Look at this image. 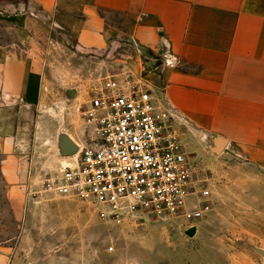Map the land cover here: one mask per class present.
Returning a JSON list of instances; mask_svg holds the SVG:
<instances>
[{"label":"rangeland","instance_id":"374dc122","mask_svg":"<svg viewBox=\"0 0 264 264\" xmlns=\"http://www.w3.org/2000/svg\"><path fill=\"white\" fill-rule=\"evenodd\" d=\"M15 5L0 8V53L15 45L17 28L33 18L31 10L21 5L13 10ZM37 29L47 59L46 89L36 111H23L7 124L10 142L0 137V248L9 251V264H264L254 249H264V169L230 146L216 151L205 139L181 137L193 176L210 191V209L193 222L133 213L115 224L72 195L43 190L44 179L64 158L58 134L71 131L77 138L84 128L81 110L93 90L107 75L122 84L130 75L136 83L132 72L140 61L128 41L121 46L127 57L115 56L130 63L127 73L95 78L88 70L94 58L73 53L65 32ZM68 88L78 93L68 97ZM85 128L84 137L90 130Z\"/></svg>","mask_w":264,"mask_h":264},{"label":"crops","instance_id":"0c3cea01","mask_svg":"<svg viewBox=\"0 0 264 264\" xmlns=\"http://www.w3.org/2000/svg\"><path fill=\"white\" fill-rule=\"evenodd\" d=\"M12 3L33 18L0 53V137L10 142L7 124L36 111L46 89L37 28L59 29L73 53L94 58L88 70L95 78L127 73L130 63L115 56L127 57L121 46L129 41L140 61L135 80L170 110L183 140L224 139L225 148L264 169V0H0V8ZM164 53L176 61L168 65ZM83 125L82 136L67 133L76 143L85 138ZM10 258L0 248V264Z\"/></svg>","mask_w":264,"mask_h":264},{"label":"built area","instance_id":"2783aa9c","mask_svg":"<svg viewBox=\"0 0 264 264\" xmlns=\"http://www.w3.org/2000/svg\"><path fill=\"white\" fill-rule=\"evenodd\" d=\"M163 55L168 65L176 61ZM136 84L130 75L123 84L107 77L93 90L81 110L90 130L43 190L72 195L115 224L133 213L193 222L210 209V191L193 176L170 110Z\"/></svg>","mask_w":264,"mask_h":264},{"label":"water","instance_id":"95a60500","mask_svg":"<svg viewBox=\"0 0 264 264\" xmlns=\"http://www.w3.org/2000/svg\"><path fill=\"white\" fill-rule=\"evenodd\" d=\"M56 145L62 156H70L77 151V143L65 132L58 134ZM213 145L216 151H222L226 146V142L224 139H215ZM188 232L192 234L194 227H191ZM254 249L264 258V249L258 247Z\"/></svg>","mask_w":264,"mask_h":264},{"label":"bare ground","instance_id":"6f19581e","mask_svg":"<svg viewBox=\"0 0 264 264\" xmlns=\"http://www.w3.org/2000/svg\"><path fill=\"white\" fill-rule=\"evenodd\" d=\"M61 161H64V158H62V160Z\"/></svg>","mask_w":264,"mask_h":264}]
</instances>
